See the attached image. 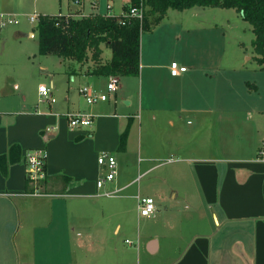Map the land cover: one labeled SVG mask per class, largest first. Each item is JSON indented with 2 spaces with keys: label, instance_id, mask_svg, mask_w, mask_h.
I'll use <instances>...</instances> for the list:
<instances>
[{
  "label": "crops",
  "instance_id": "crops-1",
  "mask_svg": "<svg viewBox=\"0 0 264 264\" xmlns=\"http://www.w3.org/2000/svg\"><path fill=\"white\" fill-rule=\"evenodd\" d=\"M150 39L142 41L140 76L125 80L127 86L146 87L145 98L142 93L137 101L135 92L126 82L121 85L120 78L119 89L108 100L88 105L80 89L92 85L104 92L109 77L92 74L90 61H61L54 73H69V87L54 103H40L39 88L37 100L32 102L24 94L9 91L5 80L0 81V155L8 156L7 172L0 168V264H136L134 255L131 258V254L106 245L105 225L118 232L123 222L114 218L125 215V199L138 203V196H149L157 209L150 216L163 227L174 228L176 207L170 209L167 203L175 204L181 194L170 191V178L159 169L166 166L161 159L182 152L190 156L179 163L190 164L197 185L196 191H185L183 199L192 203L194 210L203 207L202 214L192 216L190 225L205 230H191L187 246L169 257L167 264H264V155L259 156V150L264 149V138H260L264 134V99L253 97L246 87L247 93L243 87L232 88L223 96L212 93V74L206 72L212 71L210 63L173 75L171 63L179 60H170L155 46L151 50ZM103 53V62L112 57V51L106 58ZM51 83L55 90L54 81ZM13 85L16 90L19 83ZM243 108L256 112L257 118H245L250 121L245 123L239 117ZM84 110L94 114L93 124L71 127L67 114ZM214 114L224 125L222 150L217 155L212 154ZM189 116L196 122L186 128L184 120ZM128 124L127 146L121 150V134ZM14 144L21 148L15 162L9 158ZM143 146L144 171L138 175L135 166L130 167L134 164L131 154L136 148L140 153ZM35 149L46 151L44 195L28 192L25 157ZM106 152L116 156L119 173L110 185L98 188L97 181L104 174L98 157ZM121 154L129 155L126 161ZM143 174L151 175L149 185L147 189L139 185L135 191L132 185ZM108 187L125 191L120 202H104L105 192L111 191ZM168 213L171 218L162 221ZM222 230V236L232 235L227 237L241 244L242 256H236L243 261L236 262L234 247L229 258L219 255L216 261L215 254L222 246L216 248L212 240ZM164 236L150 228L144 236L149 255L161 252Z\"/></svg>",
  "mask_w": 264,
  "mask_h": 264
},
{
  "label": "rangeland",
  "instance_id": "rangeland-1",
  "mask_svg": "<svg viewBox=\"0 0 264 264\" xmlns=\"http://www.w3.org/2000/svg\"><path fill=\"white\" fill-rule=\"evenodd\" d=\"M128 0H85L83 12L90 13H107L108 4L112 6L114 14L123 12V5ZM78 9V6L73 0H0V13L11 14L17 20L16 23H11L0 28V81H4L8 85L9 91H17L27 96L34 102L37 99V89L41 85L49 86L51 81L55 84V96L61 97L67 92L69 87V73L66 75L55 74L54 71L60 69L59 64L63 58L55 54H40L39 52V36L36 28L37 22L30 20V15L37 14H68ZM34 35H31V33ZM255 34L252 26L234 9L222 7H204L194 6L185 10L169 9L164 19L159 23L152 25L149 30H144L141 37L142 41L150 39V49L155 46L170 58V60H179L180 65H185L190 70H195L196 66L201 63H210L209 69L206 71L212 74V93L217 91L218 95L229 91L232 88L245 87L253 97L264 99V70L260 69L258 63L254 59L253 40ZM155 44V45H154ZM103 56L109 57L111 49L104 45ZM67 61V60H66ZM68 67V64H66ZM76 65V64H75ZM212 66V67H210ZM55 75V76H54ZM8 76L9 83L7 82ZM126 77H121V85L125 84ZM247 81L256 84L257 89H250ZM13 82L19 83L15 90ZM106 82L103 80L104 86ZM127 86V82H126ZM235 86V87H234ZM132 88L134 97L139 100L140 95L145 98L147 89L143 86L132 85L127 86ZM107 92V88L104 90ZM247 93V92H246ZM113 94V93H111ZM44 104V103H43ZM246 108V107H245ZM253 110V108L249 109ZM244 111V108H243ZM239 117L245 123H250L252 117L257 118L256 112H249L245 109L244 113L240 112ZM195 119L186 117L184 125L186 128L194 126ZM224 125L221 123V117L212 116V154L217 155V151H221L223 138L222 129ZM226 136V133H224ZM260 138H264L261 134ZM186 144V141H185ZM134 154V156H133ZM131 156L134 159V164L130 167L139 172L144 171V146L139 153L138 148L134 149ZM128 154H121L124 161L128 158ZM190 156L185 152L169 155L160 160L166 165L159 169L160 173L167 174L170 178L169 189L178 191L181 195L176 199L175 204L170 201L168 207H176L174 228H165L162 224L154 221L153 216H140L135 200L125 199L127 211L125 215L115 216V220L120 217L123 222L121 229L113 233V226L105 225V243L117 247L121 253L131 254L136 264H167L169 257L178 255L183 248L187 246L186 240L189 238L191 230H205L204 227L195 226L193 228L190 223L192 216L203 213V207L199 210H194V206L189 201L183 199L185 191H196V181L194 175L191 174L188 162H180L181 158ZM117 159V158H116ZM118 162V160H117ZM188 163V164H187ZM136 164V165H135ZM128 166V165H127ZM177 166V168L175 167ZM122 168L123 165H121ZM190 167V166H189ZM125 169H127L125 167ZM119 173V170H118ZM157 173V172H156ZM137 175V176H138ZM118 177V174H117ZM116 177V178H117ZM151 175L139 177L137 183L132 185L136 191L139 185L147 189L149 178ZM110 185V182L107 183ZM110 187V186H109ZM108 187V190L111 189ZM112 190V189H111ZM127 192V191H126ZM125 191L119 192L115 196H105V203H118ZM135 201V202H134ZM123 203V201H121ZM159 214H156L158 216ZM171 218L169 213L164 215L162 221H167ZM209 218V217H208ZM207 219V218H206ZM211 219V215H210ZM212 231L215 229V220L212 215ZM162 231L166 236L162 238V250L156 256L149 255L144 249V236L150 230ZM219 232L213 238L214 246H222L219 252L215 254L216 261L221 258H229L233 247V254L237 258V254L241 253V244L234 243V237L229 234L223 235ZM140 236V238H139ZM175 239H183V242H175ZM221 239V241H220ZM132 241V243L127 242ZM249 247L246 246V252H249ZM229 253V254H228ZM243 260L236 262H241Z\"/></svg>",
  "mask_w": 264,
  "mask_h": 264
},
{
  "label": "trees",
  "instance_id": "trees-1",
  "mask_svg": "<svg viewBox=\"0 0 264 264\" xmlns=\"http://www.w3.org/2000/svg\"><path fill=\"white\" fill-rule=\"evenodd\" d=\"M146 12L143 21L123 14L90 13L84 17L68 14H40L37 22L40 54H55L63 59H73L80 63L92 62L90 70L95 75H118L121 77L140 76L141 37L144 30L159 24L169 9L185 10L194 6L234 8L252 26L254 59L264 70V0H144ZM134 5L139 0H133ZM127 10V5L124 6ZM125 19V24L122 23ZM102 44L112 51V57L103 62ZM250 89L256 84L247 81ZM130 124L121 134L119 148L126 149ZM21 148L14 144L9 158L15 162L20 158ZM7 155H0V168L7 172ZM26 158V157H25ZM45 176L39 186L46 192L48 181L46 163ZM30 186H34L27 177Z\"/></svg>",
  "mask_w": 264,
  "mask_h": 264
},
{
  "label": "built area",
  "instance_id": "built-area-1",
  "mask_svg": "<svg viewBox=\"0 0 264 264\" xmlns=\"http://www.w3.org/2000/svg\"><path fill=\"white\" fill-rule=\"evenodd\" d=\"M78 6L75 12H71L74 17H84L88 14L83 12V6L85 0H73ZM100 0H94L98 2ZM127 5V10H124V6ZM146 12V5L144 0H139L138 5L133 4V0H128L127 3L123 5V12L121 14L127 17H133L143 21ZM107 14L113 15L112 6L108 4ZM31 21L39 20V14L34 13L30 15ZM125 24V19L121 20ZM17 20L11 14L0 13V28L16 23ZM188 68L185 65H180L177 61L171 63V73L173 75H179ZM120 87V77L118 75H110L107 81V92L96 91L92 85H85L80 89L81 94L86 100L88 105L95 104L97 102L106 101L109 99L111 93H115ZM54 85L51 83L49 86L41 85L39 86V102L40 103H54L57 101L54 93ZM69 125L71 127H88L94 122V114L91 112L76 111L67 114ZM264 155V149L259 150V156ZM98 162L103 168L104 174L98 179V188H103L108 182H113L118 174V162L116 156L111 153H102L98 157ZM46 163V151L44 149L29 150L26 154V165L27 172L26 175L30 179V183L34 186L33 191L29 192L30 195H44L45 193L39 186V181L45 176L44 165ZM122 189H116L105 192L106 196H115ZM138 212L141 216L154 215L157 211L155 200L153 197H141L138 196L137 204ZM127 242L132 243V241L127 240Z\"/></svg>",
  "mask_w": 264,
  "mask_h": 264
}]
</instances>
